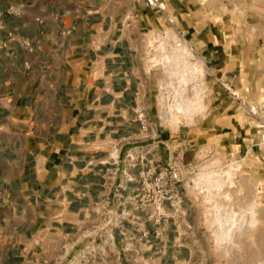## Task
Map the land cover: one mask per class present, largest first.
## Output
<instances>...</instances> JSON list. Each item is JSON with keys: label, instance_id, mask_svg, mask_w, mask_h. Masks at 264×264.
Here are the masks:
<instances>
[{"label": "crops", "instance_id": "1", "mask_svg": "<svg viewBox=\"0 0 264 264\" xmlns=\"http://www.w3.org/2000/svg\"><path fill=\"white\" fill-rule=\"evenodd\" d=\"M9 5L20 13H7ZM0 9V38L12 31L37 46L0 50V264H67L95 219L111 143L138 131L137 104L151 108L145 53L156 10L143 0H0ZM186 31L215 69L229 49L219 33ZM210 93L213 113L229 95ZM169 133H159L158 160L182 143L171 144ZM184 205L182 234L164 222L155 237L150 226L137 262L115 232L104 260L89 264H216L187 199Z\"/></svg>", "mask_w": 264, "mask_h": 264}, {"label": "rangeland", "instance_id": "2", "mask_svg": "<svg viewBox=\"0 0 264 264\" xmlns=\"http://www.w3.org/2000/svg\"><path fill=\"white\" fill-rule=\"evenodd\" d=\"M168 1L167 12L173 22L154 11L147 39L146 89L151 98L150 115L156 117L161 107L168 105V95V101L179 99L181 103L187 97L195 98L193 87L199 84L201 93L196 100H200L201 107H194L189 113L191 116L179 113L178 117L174 112L182 125L173 127V131L166 130L170 132L171 144L186 142L189 147L186 159L192 160L195 166L186 197L191 214L200 221L216 264H262L264 144L259 143L256 124L257 116L264 118V0ZM189 27L215 29L221 42L231 50L222 53L215 69L200 64L198 68L203 71L190 76L192 78L183 86L182 83L177 85L176 75L173 78L164 67L166 62L162 56L175 54L182 59L185 54L186 62H201L193 47L195 42L186 31ZM173 35L178 38L180 47ZM179 86H183L185 92ZM211 89L229 95L216 101L218 109L213 113L209 112ZM183 110L182 105L179 111ZM251 215L256 224L248 227Z\"/></svg>", "mask_w": 264, "mask_h": 264}, {"label": "built area", "instance_id": "3", "mask_svg": "<svg viewBox=\"0 0 264 264\" xmlns=\"http://www.w3.org/2000/svg\"><path fill=\"white\" fill-rule=\"evenodd\" d=\"M143 2L173 22L164 0ZM20 11L21 7L15 5H9L6 9L10 14H18ZM2 14L0 9V29L5 27ZM12 42L28 51L37 48L30 39L7 31L0 38V50L8 48ZM194 85L198 88L193 89L201 93L199 84ZM225 87L230 91L229 86ZM166 98L168 105L161 107L156 117L150 115L144 103L137 104L135 118L139 123L138 131L120 136L111 143L104 161L107 166L102 171V194L94 208L95 219L85 229L86 240L82 246L77 247L76 253L68 256L67 264L103 261L109 247L114 244L115 232L120 236L122 250L130 262H137V257L141 256L138 243L150 241V226L154 227L155 237L159 236V227L164 222H171L177 234H182L181 228L187 215L184 204L195 166L192 160L186 159L189 147L185 142L180 143L174 153L163 161L152 154L161 130L173 131V127L179 128L182 125L177 117L176 120L172 119L174 112L183 114L174 107L181 100L168 101L170 95ZM252 113L256 114L254 110ZM256 127L259 143L264 144V118L257 116Z\"/></svg>", "mask_w": 264, "mask_h": 264}, {"label": "bare ground", "instance_id": "4", "mask_svg": "<svg viewBox=\"0 0 264 264\" xmlns=\"http://www.w3.org/2000/svg\"><path fill=\"white\" fill-rule=\"evenodd\" d=\"M168 33H169V31H168ZM168 34H166V36H167ZM162 36V35H161ZM174 36V38H175V40H176V42L178 41V38L175 36V35H173ZM168 38V37H167ZM156 41V40H155ZM181 41V40H180ZM176 42H175V44H176ZM153 44V43H152ZM155 44V43H154ZM163 44V43H162ZM162 44H160L161 45V48L163 47L164 48V46H162ZM179 44V47H180V43H179V41H178V43H177V45ZM182 44V43H181ZM182 46V45H181ZM186 46V45H185ZM185 46H184V48H183V51H184V53H186V48H185ZM165 47H166V44H165ZM176 47H178V46H176ZM178 47V48H179ZM168 48V47H167ZM172 48V47H171ZM175 48V47H174ZM182 48V47H181ZM165 50H167L166 48H165ZM164 50V51H165ZM173 50V49H172ZM177 50V49H176ZM159 51H161V50H159ZM175 51V50H174ZM181 51V50H180ZM189 51V50H188ZM166 52V51H165ZM168 52V51H167ZM172 52V51H171ZM179 52V51H178ZM182 52V51H181ZM154 53V52H153ZM153 53H152V55H153ZM164 54V53H163ZM162 54V55H163ZM182 54V53H181ZM180 54V55H181ZM190 54H191V52H190ZM160 55H161V52H160ZM169 55V54H168ZM188 55V54H187ZM157 56H159L158 54H157ZM163 57V59H164V61L166 62V65L164 66V67H166V69H169L170 70V75L173 77L174 75H176V79H177V81H176V83H177V85L178 84H180V83H182L183 84V86H184V84L186 85L187 83H188V81H189V79H191L192 77H190V76H194L193 74H195L196 75V72H199V71H203V69L202 68H198L199 67V65L201 64V65H204L205 63H204V61H202L201 60V62L198 64V63H192L191 64V62H186L185 61V54L183 55L182 54V59H181V56L179 57L178 55H172V56H165V55H163L162 56ZM153 58V57H152ZM155 58V57H154ZM162 59V60H163ZM160 60V59H159ZM198 61V60H197ZM196 61V62H197ZM165 62H164V64H165ZM199 62V61H198ZM206 66V65H205ZM168 71V70H167ZM200 73V72H199ZM198 76V75H197ZM171 77V78H172ZM174 78V77H173ZM172 78V79H173ZM166 79V78H165ZM197 80V79H196ZM172 81V80H171ZM173 82V81H172ZM200 82V81H199ZM201 85V84H200ZM168 86V85H167ZM181 87V86H179L180 88H182V91L185 89L184 87ZM196 87V85H194V88ZM201 90V89H200ZM175 91V90H174ZM181 91V92H182ZM184 92V91H183ZM198 93H200L198 90H195V98H193V99H190L189 97H187V100L185 101L184 100V98H183V100L185 101V102H183V103H176L177 105H175L174 107L176 108V109H178L179 110V107L181 106V108H182V105H183V107H184V110L182 111L183 112V115H187L188 114V116H191V115H189V113L191 114V111L193 110V108L195 107V109L196 108H198V107H201V104H200V100H196L197 99V97L196 96H198ZM182 96H183V94H182ZM181 96V97H182ZM192 97V96H191ZM194 97V96H193ZM201 97V96H200ZM199 97V98H200ZM177 99V98H176ZM179 100V99H178ZM175 101V100H174ZM197 102H199V103H197ZM199 105V106H197V105ZM197 106V107H196ZM172 107V106H171ZM199 109V108H198ZM177 116H178V113H177ZM188 116H186L187 118H188ZM179 117V116H178ZM177 117V118H178ZM172 119H174V120H176V116L173 114V116H172ZM179 119V118H178ZM186 121V120H185ZM187 123H188V121H186ZM186 123V124H187ZM215 162V161H214ZM231 171L232 170H230V171H228V173H229V179L232 177L231 176ZM214 172V171H213ZM207 173V172H206ZM217 173V172H216ZM205 174V173H204ZM210 174V173H209ZM214 175V174H213ZM217 175H218V173H217ZM207 177V176H206ZM215 177V176H214ZM227 177V178H228ZM211 178V177H210ZM208 179V178H207ZM212 179V178H211ZM216 179V178H215ZM209 180V179H208ZM234 181V180H233ZM219 183H217V185H218ZM221 188V187H220ZM258 209V208H257ZM253 211V210H252ZM248 217V216H247ZM247 220H245V222H246ZM254 224H256L255 223V219L252 217V215H251V219L249 220V224H248V222H247V226L248 227H252ZM234 231H232V233H233ZM232 233H230V234H232ZM242 233V232H241ZM248 233V232H247ZM228 234V233H227ZM263 236V235H262ZM231 240H232V237H231ZM233 242V241H232ZM234 243V242H233ZM262 264H264V263H262Z\"/></svg>", "mask_w": 264, "mask_h": 264}]
</instances>
